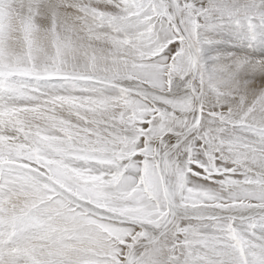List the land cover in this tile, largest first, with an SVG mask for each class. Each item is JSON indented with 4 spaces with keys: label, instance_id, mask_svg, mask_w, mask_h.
Listing matches in <instances>:
<instances>
[{
    "label": "snow or ice",
    "instance_id": "snow-or-ice-1",
    "mask_svg": "<svg viewBox=\"0 0 264 264\" xmlns=\"http://www.w3.org/2000/svg\"><path fill=\"white\" fill-rule=\"evenodd\" d=\"M0 264H264V0H0Z\"/></svg>",
    "mask_w": 264,
    "mask_h": 264
}]
</instances>
